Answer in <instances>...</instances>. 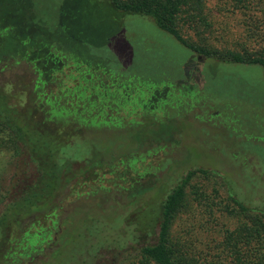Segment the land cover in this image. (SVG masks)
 Segmentation results:
<instances>
[{"label":"trees","instance_id":"obj_1","mask_svg":"<svg viewBox=\"0 0 264 264\" xmlns=\"http://www.w3.org/2000/svg\"><path fill=\"white\" fill-rule=\"evenodd\" d=\"M97 2L107 3L115 14L122 15L119 18L122 22L125 17L149 19L191 52L190 66L202 58L201 65H257L264 75V0H228L226 13L239 21L237 28L242 24L252 28L249 34L256 47L242 50L218 49L210 42L206 43L207 32L217 27L205 0ZM11 3L10 0L6 4L10 6ZM233 20L218 32L227 31ZM2 27L7 29L5 25ZM97 29L101 31L102 27ZM190 30L198 37L195 43L183 36L184 31ZM32 37H29L30 41L18 39L26 48L22 53L14 49L0 55L1 82L6 74L7 77L13 75V78L22 75L27 79L18 80L21 84H16L12 92V95L20 93L25 96L23 104L17 106L0 93V132L7 134L17 149H23L39 171L35 186H28L24 195L11 200L0 213V264H69L73 257V251H69L71 247L76 251V260L73 258L72 264H97L102 251L116 250L139 253L137 260L142 264H196L197 260L179 252L176 245L180 242L173 244L169 241V228L175 214L185 204L186 190L191 189L197 175L209 176L210 170L186 165L182 163L183 157L177 160L178 152H174L177 146H172L171 133L167 132L164 140L163 137L155 139H161L157 146H132L125 151L126 156L121 157L119 154L112 157L107 151L99 160L89 154L69 159L61 153L65 146L76 142L89 144L88 140L99 133V126L109 128L111 132L106 130L105 133L111 134L122 129L127 115V119L136 117L137 114L131 115L129 109L127 114L121 109L116 111L108 92H113L116 86H123L129 79H135L131 68L142 64L110 68L99 62V66L92 69L82 64L77 66L66 60L56 48L45 47L49 35L43 34L35 42ZM76 37L59 42L67 46L71 44V50L77 53L81 45L74 43L80 42ZM12 43L18 46L14 36ZM12 43L8 41L9 46ZM92 58L96 60V57ZM200 78L203 81L201 74ZM192 87L188 90L194 91L190 90ZM168 90L166 88L162 96L164 105L175 110L177 105L171 101L174 99L168 95ZM96 93H103V97L96 98ZM185 93V109L201 107L188 91ZM199 100L202 106H209L210 101L204 96L201 95ZM155 102L149 106L156 108ZM160 118L161 113L150 121L158 123ZM157 154L161 158L154 161ZM77 162L79 165L75 169L73 164ZM246 166L255 167L256 164L249 158ZM40 179H45L46 191L32 193L38 192ZM116 180L119 183L116 184ZM249 181L253 180L250 178ZM244 186L250 187L249 184ZM112 188L119 190V201L110 196ZM229 192L226 194L228 203L238 211L237 216H245V219L235 228L224 230L222 251L230 255L227 264H246L240 247L254 250L252 245L264 242V214L252 213L239 201L241 196L236 191L231 188ZM82 195L88 199L85 206L78 203L83 200ZM93 195L97 196V201H91ZM114 219L116 227L113 230ZM64 250L67 258L62 260ZM256 261L247 264H261Z\"/></svg>","mask_w":264,"mask_h":264},{"label":"rangeland","instance_id":"obj_2","mask_svg":"<svg viewBox=\"0 0 264 264\" xmlns=\"http://www.w3.org/2000/svg\"><path fill=\"white\" fill-rule=\"evenodd\" d=\"M11 1L9 6L7 4L10 0H0V55L11 53L14 49L22 53L26 48L19 42V38L28 40L33 36L35 42L47 34L49 40L45 47L56 48L66 60L77 66L82 64L92 69L98 67L99 62L110 68L142 64L131 68L135 79H129L123 86H116L113 92H108L116 111L121 109L127 114L129 109L131 115L137 114L136 117L127 119V115L122 129L111 134L105 133L106 130L111 132L109 128L99 126V133L88 140L89 144L76 142L65 146L61 153L69 159L89 154L99 160L107 151L112 157L116 154L121 157L126 156L125 151L132 146H157L161 139H155L163 137L164 140L166 133H171L172 146H177L174 151L178 152L177 160L183 157L182 163L205 167L210 171L209 176L197 175L191 189L186 190L185 204L170 223L169 241L173 244L180 242V245H176L179 252L197 260L196 264H227L230 255L222 251L221 244L222 237L226 235L224 230L235 228L243 222L245 216L235 214L238 211L232 209L226 194H230L232 188L241 196L239 201L252 213L264 214L262 69L257 65L229 63L201 65L204 62L202 58L196 59L195 64L190 66L191 52L159 30L149 19L125 17L122 22V19L119 20L122 15L115 14L107 3L100 4L97 0H17L16 4L15 0ZM205 3L217 27L207 32L209 37L205 39L206 43L210 42L218 49L242 50L256 47L249 34L252 28L243 24L237 28L239 21L233 20L226 13L228 0H205ZM230 20L234 21L231 27L227 31L218 32ZM39 22L41 24H37ZM4 25L7 29L2 27ZM98 27H102V30L97 31ZM184 32L186 39L197 42L198 37L193 31ZM74 35L80 41L74 43L81 45L77 53L71 50V44L67 46L59 42L61 39H73ZM13 36L18 46L12 43ZM7 39L12 45H8ZM5 76L1 79L4 82L0 81V93L17 106L23 104L25 96L20 93L12 95V92L16 84H21L18 80L27 79L22 75L16 78L13 75ZM190 86H193L190 90L194 91L188 90ZM93 87L90 86L91 89ZM202 87L203 91L200 92ZM166 88L169 89L168 95L174 99L171 101L177 105L175 110L164 105L163 93ZM186 91L201 107L194 106L191 110L184 108ZM100 94L96 93V98L103 97V93ZM153 94L157 98H153ZM201 95L210 101L208 107L202 106L199 100ZM152 102H155L156 108L150 107L154 104ZM159 113L161 118L158 123L157 120L152 123L150 119L157 118ZM117 115L115 118H118ZM173 116L176 119H172ZM16 146L9 141L7 134L0 132V213L11 200L24 195L28 186L34 187L39 175L27 153ZM245 156L252 158L256 166L247 167L249 158ZM160 158L157 154L154 161ZM78 165V162L73 164V168L76 169ZM115 183H119L118 180ZM38 187L41 189L32 193L46 191L45 179H40ZM119 195V190L112 188L110 196L119 201ZM82 196L83 200L78 203L85 206L88 199ZM97 200L96 195L91 197V201ZM118 221L121 222V219ZM112 225L114 230L116 219ZM251 247L254 250L240 247V254L246 259V264L256 260L263 264L264 242ZM69 251H73L71 256L75 261L76 251L73 247ZM62 255L60 259L65 260V250ZM139 257L137 252L102 251L97 264H142L137 260ZM72 259L69 264L73 263Z\"/></svg>","mask_w":264,"mask_h":264}]
</instances>
